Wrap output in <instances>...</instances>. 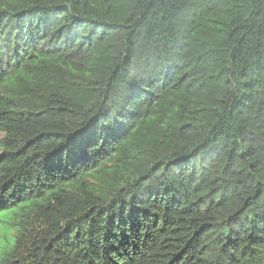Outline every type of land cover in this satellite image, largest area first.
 Instances as JSON below:
<instances>
[{"label": "trees", "instance_id": "trees-1", "mask_svg": "<svg viewBox=\"0 0 264 264\" xmlns=\"http://www.w3.org/2000/svg\"><path fill=\"white\" fill-rule=\"evenodd\" d=\"M0 264H264V0H0Z\"/></svg>", "mask_w": 264, "mask_h": 264}, {"label": "rangeland", "instance_id": "rangeland-1", "mask_svg": "<svg viewBox=\"0 0 264 264\" xmlns=\"http://www.w3.org/2000/svg\"><path fill=\"white\" fill-rule=\"evenodd\" d=\"M17 206L0 210V256L11 248L17 231Z\"/></svg>", "mask_w": 264, "mask_h": 264}]
</instances>
